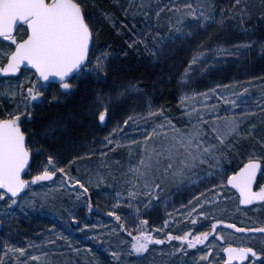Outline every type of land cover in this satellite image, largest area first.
I'll return each instance as SVG.
<instances>
[{"label": "rangeland", "instance_id": "obj_1", "mask_svg": "<svg viewBox=\"0 0 264 264\" xmlns=\"http://www.w3.org/2000/svg\"><path fill=\"white\" fill-rule=\"evenodd\" d=\"M216 2L215 0H171V2L170 0H104L99 5L96 1L92 4L88 0H83L84 10L91 21L95 17L99 19L104 17L128 42L130 38L135 39L132 32L139 36L141 29L148 31L145 28L147 23L144 17L145 11H149L152 35H155L157 29L162 35L166 34L169 31V21L175 23L177 15H183L186 20H191L192 17L187 15L189 11L185 7L187 4H191L198 10L203 4L202 11L205 15H214L217 21L223 18L225 23L211 24L206 30L200 28L195 31H189V29L197 28L195 24L187 25L183 34L174 36L167 42L166 45H170L168 47H172L173 51L185 47L183 54L185 57L188 54L191 55L190 62L194 56L198 57L196 63H189L179 78L177 106H173L171 101L163 103L159 99L156 102L150 98L142 101L145 97L144 91L139 87L130 88L124 95L118 92L113 94L109 84L117 80V75H113L115 71L111 66L119 58L112 51L113 56L109 66L111 81L107 77L106 84L97 85L98 83L93 79L84 80L73 76L71 82L77 87L65 95L59 91V84L44 83L46 87L40 88V91L44 92L43 103L34 102L30 105L33 115L22 125L28 131L29 144L33 151L41 152V155H34L32 158V175L36 174L46 156L54 153L69 175L81 180L87 193L78 187H65L51 193L46 200L37 197L33 201L31 195L33 192L42 193L56 188L61 183V175H57L54 178L55 184L45 182L41 186L34 185L25 195L18 197L20 204L24 207L20 204L13 205L11 211L6 214L3 206L9 201H0V256H3L5 251L4 243L16 248L23 247L26 250L19 261H17L19 254L3 256L4 264H8V261H11V264H117L111 255L114 250L122 252L120 264H196L201 251H206L203 245H197L196 249L185 247V251L180 253L176 250L181 247V242L172 240L165 241L163 245L153 242L149 250L142 254L131 250L136 228L128 221L135 213V208H129L127 193L136 186L137 179L141 186L144 183L143 178L138 177L132 170L140 164L141 156L145 155L141 135L145 129L152 131L157 125L166 124L170 120L181 131L189 130L194 126H203L210 134L211 127H223V119L231 118L233 112L236 116L246 113L241 132L247 133L253 124L256 126L255 131L251 137L244 139L233 137L230 141L237 144L239 151L226 152L225 157L220 160V164L224 165L228 173L242 166L244 156L241 153L252 145L258 148L257 138L264 137V111L261 110L264 108V104L261 103L264 100V59L262 58L264 55L262 51L264 0H242V4L248 6V14L244 17L243 26L239 8L233 7L234 3L223 7ZM171 3L177 5L180 9L179 13L171 9ZM153 8L155 10H152ZM221 9L224 10L223 13ZM157 10L160 12L159 17L155 14ZM244 45L249 47L245 48ZM8 47L10 42L0 39V49ZM133 47L136 48L139 57L152 54L151 45L147 49L142 43ZM218 49L228 51H218ZM109 50L103 49L102 52ZM164 52L166 51L162 50L155 56L152 54L155 57L153 59L156 60V56H161L164 60L167 58V55L163 56ZM100 53H96L93 57ZM29 77L35 79V74L27 70L17 76L0 79V116H6L20 103L19 99L12 98L8 92L22 82L27 87L26 82ZM118 83L113 86L115 90L121 87ZM217 85L221 87L217 88ZM224 85L229 86L227 91L223 89ZM213 89H216V92H213ZM244 89H247V92H244ZM96 90L105 94L102 102L110 107L109 118L105 123H101L98 119ZM217 92L220 95H217ZM229 93L238 95L230 96ZM221 95L225 100H236V106L225 104L220 98ZM122 96H125V99ZM241 96L244 97L243 102L240 100ZM184 97L187 99H183ZM85 100H89L88 107L95 120V126L91 132L92 141L88 145L81 143L82 146H77L74 151L71 150L67 154H64L62 150L58 152L56 149H50L55 137L48 136L45 130L44 132L38 130L40 124L35 119L37 108L61 104L68 106L83 103ZM117 105H119L118 108H116ZM160 108H163V115L156 111ZM213 109H215L216 118L210 114ZM149 112L153 115L149 116ZM129 116H133L134 120L125 125L124 121ZM114 128H118L116 133H113ZM110 134L113 141L118 143H107L105 138ZM46 138L49 144L41 146V140ZM208 138H211V135ZM165 143L162 135H157L149 141V144L157 149ZM67 145L72 149L74 142L70 139ZM214 163L215 161L209 160L190 172L188 174L190 183H181L179 179H170L164 176L162 171L154 170L150 175L149 183L153 182V178L155 183H161V179L164 182L158 193L153 188L152 203L146 211L143 195L136 198L141 201L138 205L141 215L137 217V223L139 219H147L149 221L147 229L152 231L163 227L164 221L168 220L165 231L155 232L154 235L160 239H163L168 231H171L174 236L183 235L191 227L189 220L184 218L189 201L198 193H203L205 200L213 199L212 186L220 182L219 176L216 175L217 169L210 167ZM209 172L213 175L209 176ZM257 179L260 184H264V177L261 174ZM72 184H75L74 180ZM224 192L227 199L214 201L211 209L206 208V211L211 212L209 221H200L203 226L198 225L194 232L209 230L213 218L223 219L228 224L235 223L238 229H255L264 224V203L242 207L234 190L225 189ZM117 193H121L122 200L119 210L113 207ZM89 198L94 201L91 210H89ZM73 209H75L74 212ZM114 210H118V214L125 218L123 222L128 227V232L121 231L119 227L121 221L110 216ZM70 212L77 216L76 221L70 219ZM85 225L89 227L85 228ZM53 226H55L54 230ZM218 231L226 235L230 243L237 246L259 247L261 242H264V236L252 237L236 229H230L227 225L219 227ZM29 244L35 247L29 249ZM206 244L219 246L221 255L214 259L220 260L222 264L224 260L222 247L226 245L215 235L210 237ZM35 256H39L40 259H31Z\"/></svg>", "mask_w": 264, "mask_h": 264}, {"label": "snow or ice", "instance_id": "obj_2", "mask_svg": "<svg viewBox=\"0 0 264 264\" xmlns=\"http://www.w3.org/2000/svg\"><path fill=\"white\" fill-rule=\"evenodd\" d=\"M171 2V0H170ZM151 8V6H149ZM167 7V5H165ZM189 9L187 15L192 17L191 20H186L183 15H177L176 22L169 21V31L166 34H161L157 29L155 35H152L151 19L149 11L144 12V17L147 20L145 28L140 30L139 36L132 32L135 39L130 38V47L138 43L144 44L145 48L151 45L152 54L155 56L160 53L167 42L174 36L184 33L187 25L195 24L196 29L206 28L211 24L225 23L222 18L217 21L214 15H205L202 11L204 5H200V9L194 8L191 4L185 5ZM233 7L239 8L241 17V25L245 23L244 17L247 13V5L242 4V0H235ZM171 9L179 13L180 9L175 3H171ZM152 10H155L154 8ZM223 13V9L220 10ZM157 17L160 12L155 11ZM96 25L87 16L83 0H0V38L5 42H10V47L0 49V74H15L27 71V66H31V71L35 73V79L29 77L27 79V87L24 83L18 84L14 89H10L8 95L14 99H19L20 103L17 107L9 111L6 116H0V201L8 200L9 203L4 204L5 213H9L13 205L20 204L19 196L25 195L27 190L32 186H41L45 182L55 184L54 177L61 174V183L56 188L49 189L42 193L33 192L32 199L35 201L37 197L48 199L51 193L57 190H62L65 187L72 185L74 180L75 185L79 186L84 193L87 189L79 178L71 177L65 167H58L61 161L56 154H48L45 161L39 166L35 175L31 174L32 163L31 159L34 155H41L37 150L33 151L28 139L29 134L22 127L26 120H29L33 112L30 105L34 102L43 103L44 92L40 88L46 87L43 81H49L50 78L59 84V91L68 95L71 90L77 85L71 82L73 76L78 79H93L97 83H107L109 75L110 60L113 56L111 51L101 52L93 58L90 53L93 52L96 41ZM247 48L249 45H244ZM218 51H228L227 49H218ZM235 51V49H232ZM264 51V46H262ZM203 55V53H200ZM197 56L193 57L190 64L196 63ZM23 66V67H22ZM58 78V79H57ZM137 85H125L120 95H124L130 88H135ZM217 85V88H220ZM225 91L229 86H222ZM216 92V89L212 90ZM247 92V89H244ZM220 95L219 92L216 93ZM229 95H238L229 93ZM225 104L236 106V100H225L220 96ZM55 99V97H53ZM183 99H187L184 97ZM244 97L240 100L243 102ZM103 93H98L96 104L99 109L98 119L101 123H105L109 118L110 107L107 103H103ZM264 104V100L261 101ZM22 109V110H21ZM264 111V108L261 109ZM160 115H163V108L157 109ZM215 117V109L210 113ZM153 115L152 112L148 113ZM247 114L241 113L236 116L233 112L231 118L223 119V127H211L210 134L203 126L181 131L170 120L166 124H159L152 131L142 132L143 145L145 155L141 156L140 164L132 171L143 178L144 183L141 186L139 179L136 180L132 189L127 193L129 208H135V213L128 221L135 225L136 234L131 244V250L135 253L142 254L149 250V246L155 242L159 245L165 244V241L178 240L181 242V247L176 251L183 253L185 247L187 249H196L197 245H203L206 251H201V254L196 260V264H221L220 260L214 259L219 257L221 251L219 246L206 244L210 237L215 235L220 242H223L222 253L226 254L227 258L222 261V264H232L234 261H240L242 264H264V242L260 246L255 245L237 246L228 241V237L218 231L219 227L227 225L230 229H236L244 234L255 237L256 235L264 236V224L259 228H244L238 229L237 224H228L223 219L213 218L210 222L209 230L194 232L193 230L200 224V221L208 222L211 216L210 211L213 202H219L221 199L226 200L224 190H235L238 193L239 203L242 205L252 204L253 201L264 203V184H260L257 179L259 172L264 177V137L257 138L259 147L252 145L241 154L244 156L242 166L228 173L224 165L220 164L226 152L237 150V144L231 143L233 137L244 139L251 137L255 131V125H251L247 133L241 132V126L244 124ZM165 119H167L165 117ZM134 120L133 116H129L124 121L125 125L129 121ZM219 124V120H217ZM159 129V131H158ZM118 128L113 129L116 133ZM157 135H162L166 143L157 149L154 145H150L149 141ZM211 135V138H208ZM108 144L118 143L113 141L111 134L105 138ZM135 143V142H133ZM238 143V142H237ZM209 160L215 161L211 168L217 169L216 175L219 176V184L213 185V199L205 200L203 193H198L189 201L187 214L185 219L189 220L191 227L183 235L174 236L171 231L160 239L155 232H164L169 221H164V226L159 229L149 231L147 219H139L141 209L138 206L141 201L136 198L141 194L144 197V210L146 211L152 203L153 188L158 193L162 183H149V178L154 170H160L164 176L170 179H179L181 183H190L188 174L195 168L206 163ZM162 165V167H161ZM209 176L213 173L209 172ZM25 176L28 178L26 179ZM199 179V178H198ZM138 186V187H137ZM159 198L157 197V202ZM135 201V203H133ZM121 193L116 194V203L113 206L119 210L121 205ZM24 207L23 204H20ZM34 206V205H33ZM92 205L89 203V210ZM118 210L110 213V216L115 217L117 221H121L119 227L128 232V227L124 224V217L118 214ZM75 209H73V212ZM11 218V217H10ZM70 219L77 220V216L70 212ZM85 225V228H88ZM55 226H53V230ZM131 235V233H129ZM29 249L35 247L33 244L28 245ZM5 249L3 256L17 255V261L20 256L25 254V248H16L7 243L3 244ZM113 259L120 264L122 252L112 251ZM3 256H0V264H4ZM33 260H39V256L32 257ZM11 264V261H8Z\"/></svg>", "mask_w": 264, "mask_h": 264}, {"label": "trees", "instance_id": "obj_3", "mask_svg": "<svg viewBox=\"0 0 264 264\" xmlns=\"http://www.w3.org/2000/svg\"><path fill=\"white\" fill-rule=\"evenodd\" d=\"M88 1L92 2V4L96 1V3L101 5L104 0ZM215 2L224 7L234 3V0H220V3L219 0H215ZM93 20L97 32L94 49L91 55L94 56L96 53L102 52L103 49H110L109 51L116 53L119 58L117 61H114L111 66L115 71L113 75H117V80L115 76L116 81L109 84V88L111 87L110 89L113 94L116 92H118V94L121 93L125 85H137V87L144 91L143 96L145 97L142 101H144L145 98H150L155 102L159 99V101H163V103H169L171 101L173 106H177L179 78L191 60L190 54L186 57L183 54L185 53V47L184 49L173 51L172 47H168L170 45H166L163 49V51H166L163 56L167 55V58L164 60L161 56H156V60H154L153 58L155 57H153L151 53L148 56L139 57L136 48L130 47V42L126 41L108 20L104 17H101V19L95 17ZM262 58L264 59V55ZM110 74L111 72H109L108 76L109 81H111ZM117 81H119V83ZM117 83L121 85V87L117 88L118 90L116 89V91L113 86ZM99 84L101 85V83L97 85ZM98 93V90H96V94ZM122 97L125 99V96ZM88 101L89 100H85L83 103H75L68 106L61 104L59 106L53 105L49 107L45 105L46 107L39 106L37 108L35 119L40 124L38 130H42L41 132L45 130L48 136L51 138L55 137L53 144L50 145V149H56L58 152L62 150L64 154H67L71 150L74 151L77 146H82L81 143L88 145L92 141L91 132H93L95 120L91 115V109L88 107L90 103H88ZM118 106L119 105H117L116 108H118ZM25 131L28 133L26 129ZM70 139L74 142V147L72 149L67 145ZM29 140L30 138L28 139L30 143ZM47 141L48 138L41 140V146L46 144ZM47 144H49V142ZM59 167L62 166L59 164ZM32 173L33 162L31 168V174ZM89 203L92 206L94 205V201H92V199L90 200V198Z\"/></svg>", "mask_w": 264, "mask_h": 264}, {"label": "water", "instance_id": "obj_4", "mask_svg": "<svg viewBox=\"0 0 264 264\" xmlns=\"http://www.w3.org/2000/svg\"><path fill=\"white\" fill-rule=\"evenodd\" d=\"M0 39H2V38H0ZM23 67V66H22ZM27 69L29 70V71H31V66L29 65V66H27ZM33 72V71H32ZM34 73V72H33ZM19 73H15V74H0V79L2 78V77H11V76H17ZM35 74V73H34ZM58 79V78H57ZM43 83H45V84H47V83H50V84H58V83H56L54 80H52L51 78H50V80L49 81H43ZM31 161H32V159H31ZM260 173L258 172L257 173V178H258V175H259ZM55 178V177H54ZM53 178V179H54ZM69 187H71V188H73V187H78L79 189H81L79 186H77V185H75V184H72L71 186H69ZM82 190V189H81ZM83 191V190H82ZM235 191V190H234ZM84 192V191H83ZM236 192V191H235ZM236 194L238 195V193L236 192ZM20 197V196H19ZM257 203H261V202H259V201H253L252 202V204H249V205H242V204H240V206H242V207H250V206H253V205H255V204H257ZM223 227H225V226H223ZM121 231L123 230L122 228L120 229ZM208 241H206V243H207ZM223 256H224V259H226L227 258V256H226V254H223ZM232 264H242V262H240V261H234V262H232Z\"/></svg>", "mask_w": 264, "mask_h": 264}, {"label": "flooded vegetation", "instance_id": "obj_5", "mask_svg": "<svg viewBox=\"0 0 264 264\" xmlns=\"http://www.w3.org/2000/svg\"><path fill=\"white\" fill-rule=\"evenodd\" d=\"M31 163H32V161H31ZM58 175H61V174H58ZM27 179V178H26Z\"/></svg>", "mask_w": 264, "mask_h": 264}]
</instances>
